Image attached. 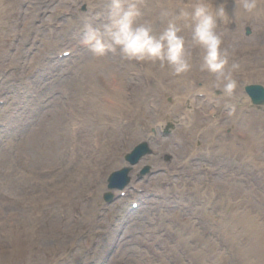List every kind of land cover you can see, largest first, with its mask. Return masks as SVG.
Returning <instances> with one entry per match:
<instances>
[{
  "label": "rangeland",
  "instance_id": "obj_1",
  "mask_svg": "<svg viewBox=\"0 0 264 264\" xmlns=\"http://www.w3.org/2000/svg\"><path fill=\"white\" fill-rule=\"evenodd\" d=\"M4 1L9 12L14 14L11 22L14 21L15 26L0 30V85L6 87V79L17 74L34 86L26 89L24 84H18L17 92L0 87V110L11 107L12 96H25L19 99L12 115L13 124H19L22 117L31 116L33 119L24 129V132L27 129L24 134H0V191L6 197L0 198V264H91L89 259L94 257H103L105 264H119L118 253L122 250L129 261L134 259L140 264H264V183L261 178L264 177V112L253 107L243 91L246 83L264 86V5L252 13L237 9L234 15V0H226L229 16L226 22L217 23L216 31L222 36L224 46L235 49L227 65L235 81L233 92L225 93L221 88L223 85L217 86L213 74L203 69L198 71L192 66L198 83L190 93L184 88L185 105L175 106V89H164L167 92L157 95L155 105L148 106V125L141 121L140 137L128 144L124 151L126 154L142 141L147 142L152 153L131 166V182L144 184L146 189L159 186L164 192L185 189L184 200L167 207L161 203L163 197L159 196L158 200L149 203L151 218L156 220L150 222L145 212H130L131 205L123 202L119 190H109L106 181L99 179L91 181L92 190L84 188L78 192L81 195L85 191L84 196L74 203L78 205L73 207L80 213L74 212L68 222L67 212L59 210L61 205H52L45 199L41 206L42 197L54 195L51 187L41 185V176L19 165V154L25 152L23 147L7 144L12 139L25 138L32 128L41 127L40 120L46 115L44 104L33 99L37 95L41 97L48 80L42 75L45 71L39 68L40 63L49 60L57 63L56 55H61L70 45H76L64 39L72 35L80 40L84 30L75 34L71 28H58L55 38L47 36L52 39L53 46L46 45L41 39V29H45V33L49 30L48 26L43 27L45 20L64 23L72 18L73 11L77 15L88 14L89 5L82 3L76 6L75 0H70L72 4L65 5L66 12L55 15L66 0ZM159 9L148 5L144 16ZM97 16L94 20L90 16L89 23L85 25L105 21L103 15ZM151 22L157 34L166 26L160 23L158 13ZM248 28L250 35H247ZM181 33L191 37L190 28L185 27ZM61 41H64L61 46L54 45ZM189 50L192 53L190 60L201 65L200 47L191 45ZM114 54L106 56L111 58ZM86 55L90 57L89 52ZM80 61L85 63L84 59L77 62ZM32 62L40 63L29 69ZM69 64L63 61L52 72L58 79L57 88L63 81L73 80V72H66ZM14 65L19 68L13 69ZM158 71L159 67L155 66L152 73ZM126 76L136 78L132 74ZM104 77L105 83L111 82L106 72ZM103 83L99 81V86L103 87ZM168 84L169 81L164 83L167 88ZM57 88H50L45 95L57 94ZM134 89H140L139 85L130 91ZM139 99L141 97L138 101L144 110L146 103ZM8 116L5 113L4 120L9 121ZM163 125L170 134L159 129ZM209 129L218 141L212 148ZM246 137H250L252 142L246 141ZM25 140L28 141V137ZM104 140H107L106 134L102 137ZM200 148L203 151L198 153L196 149ZM93 149L88 156L91 153L103 154L101 148L95 146ZM228 155L232 156V161ZM6 156H10L9 160L16 165L19 175L14 176L15 180L10 183H7V175L2 169ZM124 163L122 156L120 163L111 167L107 174L119 170L125 166ZM148 166L149 171L142 174ZM244 180L251 183L247 194L239 191L241 187L245 188ZM46 181L49 182L48 177ZM107 192L114 196L110 203L104 199ZM34 197L39 198V208ZM85 214L87 216L83 218ZM119 214L125 219L109 223L112 216ZM56 223L60 230L66 231L64 234L53 231ZM115 223L121 224V229L115 235L111 252L107 250L102 254V248L97 245L98 241L101 243L97 233L102 230L110 232ZM47 228L51 229L48 235L44 232ZM65 256L67 263L62 261Z\"/></svg>",
  "mask_w": 264,
  "mask_h": 264
},
{
  "label": "bare ground",
  "instance_id": "obj_2",
  "mask_svg": "<svg viewBox=\"0 0 264 264\" xmlns=\"http://www.w3.org/2000/svg\"><path fill=\"white\" fill-rule=\"evenodd\" d=\"M143 15L139 18L138 22L151 21L155 19L157 13L164 8L174 7L179 4L177 1L172 0H138ZM18 3V1H15ZM89 5L88 14L77 15L73 11L71 19L64 21V23L54 22L53 19L45 20L44 26H48V33H45V29H41V39L44 40L46 45H52L51 38H55L59 32L56 29H73L74 33L84 29L85 23H89L90 16L101 14L105 18L106 10L109 0H75V5L80 4ZM70 0L64 2V6L55 12V15L66 12L65 5H71ZM148 5L155 8H160L156 12H149L148 16H144V12L148 10ZM15 12V11H14ZM14 14L9 12V7L6 6L4 0H0V30L13 28L15 22H11V16ZM91 20V22L93 21ZM183 21L179 22L183 26ZM102 24V23H100ZM94 23L93 26L100 25ZM56 27V28H55ZM76 29V31H75ZM185 30V27L183 28ZM50 36L49 38L47 36ZM181 35H183L181 33ZM67 43H76L75 46L70 45L71 55L62 61H67L66 72H73V80L63 81L61 87L57 88L58 79L53 75L55 67L60 63H51L49 61L32 62L29 64V69H34L39 63V68L42 73L47 76V83L44 84V93L40 96H35L33 101L39 104H44L45 116L41 118L39 128H32L27 133L28 141L21 137L18 140H11L7 145L14 146L16 148L23 147L24 153L19 154L18 163L21 167L30 170L37 176L43 178L41 185L48 188L50 186L51 193L54 194L51 198L42 197V201L49 200V203L59 204L62 208L59 210H65L68 214V222L71 221V216L74 212L79 211L74 206L77 199L84 196V193L80 195V190H92L91 181L105 180L107 172L111 167L117 166L120 163V158L125 154V149L128 144L133 140L140 137L143 125L141 121L148 125L146 120L147 113L149 111V104L155 105L157 95L164 92V89L174 90L176 93L175 106L185 105L187 99L184 95L185 89L190 93L195 89L198 83V79L191 68L181 74H174L170 67L166 64L161 65L159 61H136L121 58L120 55L111 56V58L95 57L85 46L81 45L79 39L74 36H69L64 39ZM188 47L192 44L191 37H186ZM64 41L60 43H54L55 46H61ZM62 43V44H61ZM85 50V51H84ZM86 52L90 53V57L86 55ZM23 56V55H22ZM58 59L57 57H55ZM85 60V63L81 64L78 60ZM191 67L196 70H202L199 64H194L192 60L189 61ZM142 63L141 66L139 64ZM27 64H25L26 66ZM155 66L159 67V71L153 74L152 71ZM19 68L17 65L13 66V69ZM22 68V66H21ZM107 73L110 78V83H105L106 78L104 73ZM132 74L136 78H130L126 75ZM8 85L1 86L6 88L7 91L17 92V85L24 84L26 89L34 86L31 82H25L23 77L17 74H12L8 77ZM185 80H190L188 83H184ZM99 81L104 82L103 87L99 86ZM169 81V88L164 83ZM218 83V82H217ZM139 85L140 89H130ZM24 86V87H25ZM185 86V87H183ZM50 88H57V94L45 95ZM223 88V87H221ZM167 92V91H165ZM164 92V93H165ZM182 93V94H181ZM25 96H12L11 107L0 110V122L3 127L0 128V134L2 132L9 133L19 132L25 133L24 129L33 122V119H26L22 125H14L11 123V118L16 108L18 107L19 99ZM141 102L146 103L143 110L138 98ZM14 106V107H12ZM8 113L9 121L4 120L3 116ZM155 116V115H154ZM180 115L178 114L177 117ZM181 130V129H180ZM210 134L211 148L218 144L217 139L212 132V129L207 131ZM106 134L107 140L102 141V137ZM23 136V135H20ZM112 136V137H111ZM193 138V137H192ZM246 141H251L250 137L245 138ZM94 145L97 148H101L99 155L94 153L88 156V152L94 151ZM201 149V148H200ZM198 153L203 151L202 149H196ZM104 151V152H103ZM229 149L225 151L227 154ZM231 156V155H228ZM10 156H6L3 159L2 169L7 175V183L14 181V176H19L14 165L9 160ZM188 161V159L186 160ZM180 162L179 164H183ZM49 178V182L46 178ZM45 179V180H44ZM235 185V184H234ZM131 187L133 191L129 192L123 202H126L129 198H138L140 203H145V206H139L138 210L145 212L150 222L156 221L151 218L152 214L149 212L150 205L155 199H148L146 197L147 191L144 184L135 183L132 181ZM144 188V189H143ZM185 188V187H184ZM142 189L143 191L140 192ZM162 191L159 186H153L148 191L160 193L163 196L161 203L170 207V205L180 204L184 199L182 198L183 191ZM61 191H64L62 193ZM130 191V190H129ZM240 193L247 194V189L241 187ZM0 198L6 199L4 192L0 191ZM36 200L37 208L39 198L34 197ZM16 203L17 201L14 200ZM97 201V199L95 200ZM156 202V201H155ZM48 203V204H49ZM133 203V202H132ZM131 203V204H132ZM159 201L156 203L158 204ZM59 207V206H58ZM52 211V210H51ZM87 211V209H86ZM80 213V211H79ZM85 213V211H84ZM98 215L94 214V216ZM87 216L86 214L83 218ZM122 215L112 216L109 223L123 220ZM120 224H113L112 230L107 233L106 230H102L97 233L98 238H101V243L98 241L97 245L102 248L101 253L109 252L110 247L114 243V237L120 229ZM105 228V227H104ZM107 228V227H106ZM50 228L45 229V234L48 235ZM55 233L64 234L66 231L60 230V225L55 224L53 229ZM183 232V230L181 231ZM106 236V239H105ZM91 238V237H90ZM206 256L205 252H202ZM103 257L90 258L89 263H99ZM62 261L67 263V257H63ZM115 263V262H114ZM119 264H140L134 259H127V257L120 252ZM202 264V263H201ZM206 264V263H204Z\"/></svg>",
  "mask_w": 264,
  "mask_h": 264
},
{
  "label": "clouds",
  "instance_id": "obj_3",
  "mask_svg": "<svg viewBox=\"0 0 264 264\" xmlns=\"http://www.w3.org/2000/svg\"><path fill=\"white\" fill-rule=\"evenodd\" d=\"M262 5L264 0H234V15L237 9L252 13ZM142 15L138 0H109L105 21L98 26L86 24L79 42L95 57L118 53L128 60L159 61L174 74H181L191 68L192 53L181 35L187 27L192 44L202 50L201 68L214 75L225 93L233 92L235 81L227 65L235 49L224 46L216 31L218 21L226 22L229 16L226 0H186L164 8L158 19L166 26L158 34L151 21L138 22Z\"/></svg>",
  "mask_w": 264,
  "mask_h": 264
},
{
  "label": "water",
  "instance_id": "obj_4",
  "mask_svg": "<svg viewBox=\"0 0 264 264\" xmlns=\"http://www.w3.org/2000/svg\"><path fill=\"white\" fill-rule=\"evenodd\" d=\"M246 91L253 97V100L257 104H264V89L257 85L247 86ZM149 149L146 147L145 144H141L135 148V150L129 154L126 158L130 163L134 164L138 161V159L145 154ZM129 172L128 168H125L122 171L114 173L109 179V187L118 186L116 184V180L122 179V184L119 185L120 188L124 187V185L128 181L127 174ZM111 195H107L106 198L109 199Z\"/></svg>",
  "mask_w": 264,
  "mask_h": 264
}]
</instances>
